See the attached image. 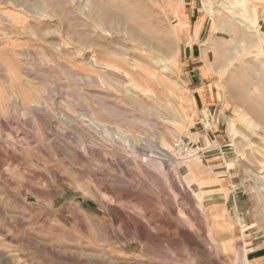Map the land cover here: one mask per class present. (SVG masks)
<instances>
[{"label":"rangeland","instance_id":"obj_1","mask_svg":"<svg viewBox=\"0 0 264 264\" xmlns=\"http://www.w3.org/2000/svg\"><path fill=\"white\" fill-rule=\"evenodd\" d=\"M260 3L0 0L25 19L0 18V264H243L234 195L264 236ZM189 59L218 96L210 126ZM218 114L223 137H192Z\"/></svg>","mask_w":264,"mask_h":264},{"label":"crops","instance_id":"obj_2","mask_svg":"<svg viewBox=\"0 0 264 264\" xmlns=\"http://www.w3.org/2000/svg\"><path fill=\"white\" fill-rule=\"evenodd\" d=\"M261 6H259V10H261V17L262 21L264 22V3H260ZM202 11L199 7H197L196 2V18H198V21L196 23V36H199L203 31V23L204 18L202 19ZM200 18V20H199ZM197 39V38H196ZM197 44V42H196ZM190 50H193V47L189 48ZM200 51L201 48L196 47V51ZM200 62V60H198ZM195 61L190 59L188 62L183 65L186 70L184 71L185 79H184V85H185V92L188 94L191 103H192V111L196 115L198 114V119L202 115V111L205 114L206 118H203L201 121L205 125H209L210 117L207 113L210 115L213 114L212 109L215 106V102L218 99L217 93L215 90H213V87H211L208 83L210 82V77L207 73V70L205 69V65H196L194 64ZM197 63V61H196ZM202 110V111H201ZM221 115H217L218 121L213 123L210 128L205 129L204 132L201 134H198L194 129L191 132L192 137L197 138V141H202L203 143L210 142L212 139L213 134H219L223 137V130H221V125L223 124L221 122ZM200 122V121H199ZM222 190V186H220ZM234 207L230 209L232 211L234 209V213L236 215V211L244 213L241 219H236L237 224L233 226V232L236 236V232H238L241 226V239L240 245L243 249L242 254V260L243 264H264V236L262 233V228L260 227L259 223L256 222V213L252 206H249L247 202H245L243 196H236L234 195ZM229 210V208H228ZM240 218V217H239ZM244 220L246 222L245 225H240V221ZM243 226H245L243 228ZM238 236V235H237Z\"/></svg>","mask_w":264,"mask_h":264},{"label":"bare ground","instance_id":"obj_3","mask_svg":"<svg viewBox=\"0 0 264 264\" xmlns=\"http://www.w3.org/2000/svg\"><path fill=\"white\" fill-rule=\"evenodd\" d=\"M248 0H243V2H247ZM206 10V9H205ZM208 11H209V14H210V16L212 17V19L216 22V18H215V11L213 10V9H208ZM0 18L2 19V20H4V21H7L9 24H11L12 26L14 25V26H16V24H18V23H23L24 21H25V19H13V18H11L10 16H8V15H6V14H3V13H1L0 14ZM23 18V17H22ZM1 20V21H2ZM4 21H2V22H4ZM5 23V22H4ZM5 24H7V23H5ZM8 25V24H7ZM13 26V27H14ZM9 27H11V26H9ZM136 50H138V49H136ZM150 58V57H149ZM213 63V62H212ZM109 64V63H108ZM166 70H167V67H164ZM138 70V69H137ZM139 71V70H138ZM161 74V77H160V80L163 82V85H162V89H163V91L164 92H166V91H168L167 90V88H168V84H167V81H166V76L164 75V73H160ZM133 76V75H132ZM143 89V88H142ZM159 90V89H158ZM151 90L150 89H144V92H150ZM164 95V94H163ZM168 95V94H167ZM169 96V95H168ZM166 97V96H165ZM235 112H237L238 113V111L237 110H235ZM156 152L158 153L159 151L158 150H156ZM161 157V156H160ZM165 159V158H164ZM164 159H162V160H164ZM166 160V159H165ZM264 176V175H263ZM262 182V181H261ZM262 188V190H263V187H261Z\"/></svg>","mask_w":264,"mask_h":264}]
</instances>
